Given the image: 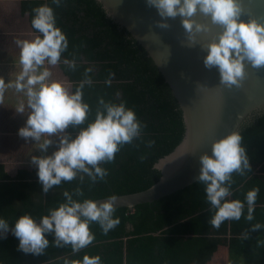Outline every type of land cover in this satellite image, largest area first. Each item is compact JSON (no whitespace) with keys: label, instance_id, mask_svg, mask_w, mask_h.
Returning a JSON list of instances; mask_svg holds the SVG:
<instances>
[{"label":"trees","instance_id":"1","mask_svg":"<svg viewBox=\"0 0 264 264\" xmlns=\"http://www.w3.org/2000/svg\"><path fill=\"white\" fill-rule=\"evenodd\" d=\"M20 1L21 13L28 15L30 25L34 7L48 3L53 8L56 26L68 40L61 61L75 63L70 68L58 62L62 72L72 83V91L82 81H90L81 88L89 112L79 127L94 119L101 98L123 102L143 127L138 137L119 148L112 161L101 163L107 170L103 180L93 182L87 175L83 180L77 176L45 193L36 169H20L11 176L0 164V217L9 227L24 213L39 220L49 208L64 201L65 190L74 199L99 200L153 187L162 177L156 165L174 151L185 128L177 99L148 51L108 17L97 0H62L59 6L51 0ZM240 134L251 167L243 175L232 174L228 199L243 201L246 191L257 188L252 220L245 219V205L239 220H225L218 228L213 227L209 221L214 209L205 199L203 185L196 181L134 209L115 208L113 215L120 222L107 233L96 222L90 223L94 239L77 252L70 245L53 244L50 233L46 234L48 247L37 255L20 251L17 238L1 240L0 264H64L65 260L81 259L85 253L98 254L102 264H222L228 256L232 258L225 264H241V258L247 264L254 260L264 264V227L251 228L256 223L264 226V113L246 122ZM77 188L82 195H75Z\"/></svg>","mask_w":264,"mask_h":264},{"label":"clouds","instance_id":"2","mask_svg":"<svg viewBox=\"0 0 264 264\" xmlns=\"http://www.w3.org/2000/svg\"><path fill=\"white\" fill-rule=\"evenodd\" d=\"M61 2L51 0L57 6ZM146 3L156 9L161 18L157 21L160 28L168 27L166 18L181 17L187 45H199L204 52V67H215L219 82L225 87L239 83L246 65L253 68L264 66V21L241 19L242 8L238 0H146ZM197 12L210 23L193 19ZM32 13L31 26L38 34L31 39L15 41L19 47L20 71L10 86L24 93L28 109L17 134L25 140L39 142V151L43 155L31 156L30 164L35 166L43 192L77 176L83 180L87 175L93 182L103 180L107 170L101 163L112 161L122 145L140 135L143 125L123 102H105L101 98L94 119L79 127L85 124L89 112V105L82 100L81 88L84 82L90 81H82L75 91H69L61 81L51 79V72L44 67L45 64L54 66L62 62L74 68L75 63L67 59L61 61L68 40L56 26L53 8L44 3L34 7ZM213 25L219 26L220 30L208 38ZM0 86H3L2 81ZM15 111L23 113L25 103H19ZM70 127L74 134L68 131ZM241 140L239 130L230 131L212 141L210 154L203 152L199 155L196 181L203 185L205 199L214 209L209 221L213 227L218 228L225 220H239L245 205V219H253L257 188L246 191L243 201L228 199L232 174L243 175L251 167ZM50 146L52 151L49 153ZM74 191L76 196L82 195L79 188ZM63 196L64 201L49 208L39 220L28 213L16 218L10 230L18 239L20 251L33 255L43 253L49 245L46 234L50 233L54 237L53 244L58 247L70 245L72 251L77 252L94 239L90 223L96 222L107 233L120 222L119 217L113 215L115 194L100 201L74 199L67 190ZM261 227L264 226L259 223L251 226L253 230ZM8 231L9 223L0 217V233ZM64 264H102V261L98 254L90 256L85 253L81 259L65 260Z\"/></svg>","mask_w":264,"mask_h":264},{"label":"water","instance_id":"3","mask_svg":"<svg viewBox=\"0 0 264 264\" xmlns=\"http://www.w3.org/2000/svg\"><path fill=\"white\" fill-rule=\"evenodd\" d=\"M108 17L125 28L153 58L169 84L182 112L184 136L174 151L156 165L162 177L153 187L138 193L116 196L115 208H136L154 202L196 182L199 155L209 152L214 139L241 127L264 113V66H245L244 76L236 85L219 82L215 67L205 68L204 52L199 45L189 47L181 17L166 18L168 27L160 28L156 9L146 0H97ZM241 19L264 21V0H238ZM193 19L210 23L199 12ZM219 26H212L211 38ZM99 199L96 201L104 200ZM11 227L0 233V241L16 238Z\"/></svg>","mask_w":264,"mask_h":264},{"label":"crops","instance_id":"4","mask_svg":"<svg viewBox=\"0 0 264 264\" xmlns=\"http://www.w3.org/2000/svg\"><path fill=\"white\" fill-rule=\"evenodd\" d=\"M36 34L38 33L32 29L28 15L21 13L20 0H0V81L3 82V86H0V140H2L0 145L4 146L7 152L5 139L7 134L12 135L13 146L10 152L12 157L17 158L14 163L19 165H30L31 156L43 155L39 151V142L25 140L17 134L18 128L24 124L28 109L24 93L10 86L20 71L19 47L15 41L31 39ZM44 67L49 68L51 79L61 81L69 91H72V83L58 63L54 66L45 64ZM21 102L25 103V111L17 113L15 108ZM0 164L4 165V161H0Z\"/></svg>","mask_w":264,"mask_h":264},{"label":"rangeland","instance_id":"5","mask_svg":"<svg viewBox=\"0 0 264 264\" xmlns=\"http://www.w3.org/2000/svg\"><path fill=\"white\" fill-rule=\"evenodd\" d=\"M7 139V141H6ZM5 139L6 142V149L7 152L5 150V147L0 145V161L3 162L4 161V165H5V170L11 175V176H15L17 171L20 169H28V170H32L35 169V166H33L32 164L30 165H19L18 163H14L16 162L15 160L17 158L12 157V154L10 152V149H12V144H13V137L12 135H8ZM2 140H0L1 142ZM1 144V143H0ZM8 145V146H7ZM6 152V156L4 155V153ZM231 256H228L225 258V260L222 262V264L228 263V260L231 259ZM241 264H247L246 260L244 258H241ZM251 264H257V261L254 260L253 263Z\"/></svg>","mask_w":264,"mask_h":264}]
</instances>
